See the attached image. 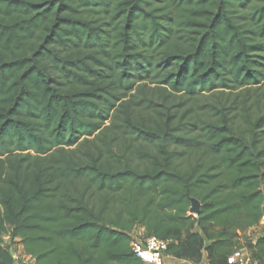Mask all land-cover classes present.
<instances>
[{
  "label": "trees",
  "instance_id": "trees-1",
  "mask_svg": "<svg viewBox=\"0 0 264 264\" xmlns=\"http://www.w3.org/2000/svg\"><path fill=\"white\" fill-rule=\"evenodd\" d=\"M263 219L264 0H0V264H264Z\"/></svg>",
  "mask_w": 264,
  "mask_h": 264
},
{
  "label": "built area",
  "instance_id": "built-area-1",
  "mask_svg": "<svg viewBox=\"0 0 264 264\" xmlns=\"http://www.w3.org/2000/svg\"><path fill=\"white\" fill-rule=\"evenodd\" d=\"M133 237L132 250L137 258L145 264H165L168 242L161 241L156 237L146 238L144 230L141 228L133 232ZM240 253L230 258L231 264H254L251 256L244 259Z\"/></svg>",
  "mask_w": 264,
  "mask_h": 264
},
{
  "label": "rangeland",
  "instance_id": "rangeland-1",
  "mask_svg": "<svg viewBox=\"0 0 264 264\" xmlns=\"http://www.w3.org/2000/svg\"><path fill=\"white\" fill-rule=\"evenodd\" d=\"M192 214L196 215L193 212ZM263 230H264V219L262 221L260 228L252 229L248 231L246 235L248 237H251L253 240H256L258 237L262 235L261 233ZM2 244H3V247L5 248L6 256H9L11 259L14 258V261L17 260L16 264H20L21 263L20 261H23V258L20 254L22 249H21L19 242L11 240L8 236H4L2 240ZM166 262L168 263V261Z\"/></svg>",
  "mask_w": 264,
  "mask_h": 264
},
{
  "label": "crops",
  "instance_id": "crops-1",
  "mask_svg": "<svg viewBox=\"0 0 264 264\" xmlns=\"http://www.w3.org/2000/svg\"><path fill=\"white\" fill-rule=\"evenodd\" d=\"M16 241L19 242V240H16ZM19 244H20V242H19ZM20 246H21V249H22L20 254H21L22 258H23V261H20L21 262L20 264H35L34 260L31 257H29V256L24 254L23 246L21 244H20ZM240 255L244 259H246V258L251 256L250 253L247 250L241 251ZM12 260H13V263L16 264L17 260L14 261V258ZM165 260L168 261V263L165 261L167 264H194V263H192L190 261H187V260H180V259H176V258H173V257H167V256H166ZM201 264H209V261H208V258H207L206 254L204 255V259H203V262Z\"/></svg>",
  "mask_w": 264,
  "mask_h": 264
},
{
  "label": "water",
  "instance_id": "water-1",
  "mask_svg": "<svg viewBox=\"0 0 264 264\" xmlns=\"http://www.w3.org/2000/svg\"><path fill=\"white\" fill-rule=\"evenodd\" d=\"M201 208H202L201 203L197 199H192V212L196 215H199L201 212ZM4 264H14L13 260L9 256H6V252H5Z\"/></svg>",
  "mask_w": 264,
  "mask_h": 264
}]
</instances>
